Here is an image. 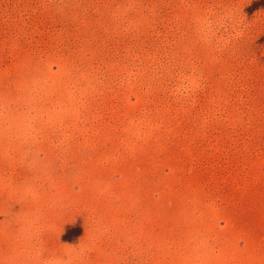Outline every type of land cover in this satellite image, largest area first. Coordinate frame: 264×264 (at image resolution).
<instances>
[{"label": "rangeland", "instance_id": "374dc122", "mask_svg": "<svg viewBox=\"0 0 264 264\" xmlns=\"http://www.w3.org/2000/svg\"><path fill=\"white\" fill-rule=\"evenodd\" d=\"M0 264H264V0H0Z\"/></svg>", "mask_w": 264, "mask_h": 264}]
</instances>
